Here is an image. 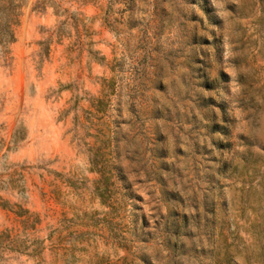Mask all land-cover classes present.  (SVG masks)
<instances>
[{"label":"rangeland","instance_id":"374dc122","mask_svg":"<svg viewBox=\"0 0 264 264\" xmlns=\"http://www.w3.org/2000/svg\"><path fill=\"white\" fill-rule=\"evenodd\" d=\"M0 5V264H264V0Z\"/></svg>","mask_w":264,"mask_h":264},{"label":"trees","instance_id":"16d2710c","mask_svg":"<svg viewBox=\"0 0 264 264\" xmlns=\"http://www.w3.org/2000/svg\"><path fill=\"white\" fill-rule=\"evenodd\" d=\"M2 1V0H1ZM3 1H6L8 4L11 2V0H3ZM4 3V2H3ZM2 5H0L1 7ZM11 37V36H10Z\"/></svg>","mask_w":264,"mask_h":264}]
</instances>
